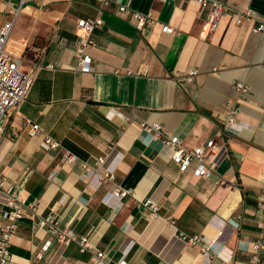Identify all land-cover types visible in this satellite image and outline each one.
Segmentation results:
<instances>
[{"label":"crops","instance_id":"1","mask_svg":"<svg viewBox=\"0 0 264 264\" xmlns=\"http://www.w3.org/2000/svg\"><path fill=\"white\" fill-rule=\"evenodd\" d=\"M217 1L255 16L237 24L228 13L208 34V9L197 0H110L102 9L99 0H0V20L24 2L10 39L24 69L44 65L3 123L0 176L93 246L61 243L28 211L9 264H98L99 251L108 264H256L248 247L264 239V33L253 27L264 20V0ZM136 11L156 23L138 30ZM97 16L104 24L88 50L92 69L83 72L77 21ZM192 69L195 79L182 81ZM239 81L250 87L245 97ZM229 101L239 106V133L224 126ZM141 122L161 123L190 149L216 143L213 175L181 169ZM46 136L59 148H46ZM65 153L77 161L65 162ZM110 171L113 179L105 177ZM115 187L126 194L115 196ZM4 198L1 190L0 215ZM148 200L156 214L143 205ZM181 233L210 242L189 244ZM259 256L264 264V248Z\"/></svg>","mask_w":264,"mask_h":264},{"label":"built area","instance_id":"2","mask_svg":"<svg viewBox=\"0 0 264 264\" xmlns=\"http://www.w3.org/2000/svg\"><path fill=\"white\" fill-rule=\"evenodd\" d=\"M197 1L202 7L208 9V34H213L218 29L222 17L228 13L234 14L237 24H242L244 21L252 19L255 16L252 9L239 11L217 0ZM99 2L101 9L110 4V0H99ZM23 3L24 2L10 9L13 18L0 20V135L3 132V123L9 110L12 107H17L25 100L37 72L44 66L42 63L33 61L28 69H24L22 55L10 48V39L15 20L21 12ZM119 11L121 13H127L129 9L125 5H121L119 6ZM132 18L134 26L140 31H144L156 23L152 13H141L136 11L132 13ZM103 24L104 20L100 16L82 18L77 21L78 39L75 43V52L78 59V67L83 72L92 69L93 57L88 50L96 44L93 38L95 29L102 27ZM253 29L255 32L264 33V20L257 21ZM162 31L173 33L175 29L169 24H163ZM198 73L199 71L197 69H192L183 73L180 78L184 82H192ZM236 88L242 97H245L250 90L249 85L242 81L236 83ZM224 111L226 115L224 123L226 130L239 133L242 128L238 121L240 112L239 106L229 101L224 106ZM141 126L143 129L150 132L154 139L159 140L163 144L165 150L171 153L172 160L179 165L181 169L187 170L193 167V165H196L194 171L203 177H210L215 172V163L212 160V155L216 143L213 141L209 142L207 145L190 149L185 147L179 138L171 135L159 122H141ZM38 132L39 125L33 124L30 135H36ZM44 146L46 148L57 149L60 146V142L51 136H46ZM64 160L72 164L77 161V157L71 153H65ZM100 160L104 162L103 158ZM105 177L107 179H113L115 176L114 173L110 171ZM221 182L224 183L225 180ZM1 190H4L5 198L3 202L7 206V209L0 215V264H9L11 260V245L19 228V221L26 216L28 211L33 212L38 217V225L40 228L48 227L50 233L61 243L69 244L73 241L77 242L83 251L93 248L87 236L78 237L70 228L61 227L60 221L56 215H44V209L40 206V202H29L28 198L23 194L21 186L14 183H7L5 179L0 176V191ZM112 193L117 197H122L126 194V191L115 187ZM258 204L264 210V192L259 196ZM143 205L149 207L152 214H156L159 210L158 204L152 200L144 202ZM170 224L175 226L176 222L171 220ZM180 236L182 240L189 244H196L202 241L210 242L205 235L188 236L185 233H181ZM263 248L264 239L261 238L250 243L248 247L251 252V259L256 264L260 261L259 254L260 250ZM207 250H209V248H207ZM106 256L107 254L105 252L99 251L97 254L98 264H108ZM226 260L228 261L229 259L226 258ZM226 260L225 263L227 262ZM114 264H128V262L125 258H122Z\"/></svg>","mask_w":264,"mask_h":264}]
</instances>
